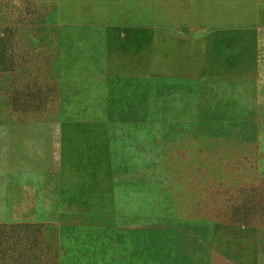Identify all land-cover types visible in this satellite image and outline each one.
<instances>
[{
  "label": "rangeland",
  "instance_id": "rangeland-1",
  "mask_svg": "<svg viewBox=\"0 0 264 264\" xmlns=\"http://www.w3.org/2000/svg\"><path fill=\"white\" fill-rule=\"evenodd\" d=\"M0 225L16 264H264V0H0Z\"/></svg>",
  "mask_w": 264,
  "mask_h": 264
},
{
  "label": "trees",
  "instance_id": "trees-1",
  "mask_svg": "<svg viewBox=\"0 0 264 264\" xmlns=\"http://www.w3.org/2000/svg\"><path fill=\"white\" fill-rule=\"evenodd\" d=\"M18 226H24V227H30V228H32V227H36L37 226V224H34V223H32V224H29V223H22V224H17ZM6 225H0V229L2 228V227H5ZM17 227V226H16ZM1 238V237H0ZM3 256H4V253L2 254V256L0 257V259L1 260H8V259H3ZM0 264H16L15 262H11V261H5V262H0Z\"/></svg>",
  "mask_w": 264,
  "mask_h": 264
}]
</instances>
